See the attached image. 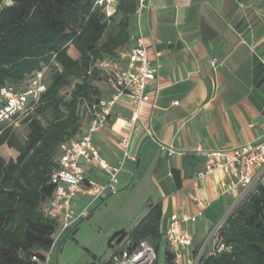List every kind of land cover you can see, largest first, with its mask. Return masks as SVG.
Instances as JSON below:
<instances>
[{"label":"crops","instance_id":"crops-1","mask_svg":"<svg viewBox=\"0 0 264 264\" xmlns=\"http://www.w3.org/2000/svg\"><path fill=\"white\" fill-rule=\"evenodd\" d=\"M144 1L140 17L135 15V30L136 36L141 30L148 56L157 67L150 100L135 107L127 95L118 97L93 142L100 155L115 165L123 153L120 140L129 138L134 160L128 159L118 175L117 192L131 188L134 197L144 199V209L133 216L127 232L151 205L160 203V248L167 247L173 255L165 236L170 216L202 213L195 221L180 222V230L191 233L193 240L182 250L181 258L176 260L173 255V261L187 264L194 248L211 233L209 253L216 242V228L248 190L238 187L224 193L220 171L198 178L204 170L199 149L231 153L246 142H264V0ZM204 24L214 32L208 44ZM119 65L133 68L127 59H120ZM97 85L103 91L102 99L111 101L114 90L109 82ZM83 122L85 132L88 123ZM160 144L173 147L176 154L166 155ZM85 177L98 183L108 179L96 167L86 170ZM94 201L79 194L73 210L75 205L78 212L89 208Z\"/></svg>","mask_w":264,"mask_h":264},{"label":"trees","instance_id":"trees-1","mask_svg":"<svg viewBox=\"0 0 264 264\" xmlns=\"http://www.w3.org/2000/svg\"><path fill=\"white\" fill-rule=\"evenodd\" d=\"M95 0H0V89H26L44 71L45 90L32 113L21 120L27 128L21 139L14 125L0 127V264H38L45 260L53 241L56 222L42 212L55 185L60 144L79 139L85 124L76 114L80 99L102 100L98 82L107 79L99 67L131 47L136 39L135 10L138 0H118L117 11L106 17ZM206 44L214 32L202 27ZM72 47L76 53H68ZM14 151V152H13ZM160 203L151 205L130 231L108 240L128 236L130 247L147 240L158 252L162 232ZM78 224L68 231L70 235ZM226 249L201 254L197 264H264V175L249 188L238 205L216 230ZM166 247L164 263L176 264ZM101 264H112L110 258Z\"/></svg>","mask_w":264,"mask_h":264},{"label":"built area","instance_id":"built-area-1","mask_svg":"<svg viewBox=\"0 0 264 264\" xmlns=\"http://www.w3.org/2000/svg\"><path fill=\"white\" fill-rule=\"evenodd\" d=\"M117 3L118 0H95L94 5L99 7L106 17H111L117 11ZM145 7V1L138 0L135 10L137 18L140 17ZM120 59H127L133 68L126 70L120 67ZM215 63L214 58L212 64ZM98 65L106 71V80L114 90V94L111 101L102 99L92 104L85 99H80L76 106V114L82 121L88 123L87 130L79 139L64 142L59 146L58 167L51 176V182L55 187L49 200L41 206L43 214L54 220L57 228L48 255L63 233L73 229L89 215L88 207L78 213L73 210L74 199L77 195H87L96 200L117 193L118 175L124 169L128 159L134 160L129 152V138L124 137L120 140L119 145L123 150L122 157L117 164L111 165L100 155L94 145L93 136L98 129L104 126L110 106L118 97L127 95L135 107L148 102L151 97L150 84L157 72V67L152 64L148 56L141 30L138 31L132 47L120 51L114 59L102 60ZM44 74V71L38 72L24 90H15L11 86L1 87L0 127L3 125L16 126L32 113L41 93L46 88ZM134 118H137L136 112ZM160 150L168 156L177 152L173 147L163 144H160ZM199 151L204 157V170L199 172L197 177L203 178L214 171H220L224 176L220 182L224 193L238 187L249 189L264 175V142L249 141L236 146L231 153L221 149L204 151L199 149ZM91 167L103 171L108 179L102 183L88 181L85 172ZM201 214L198 212L195 216L177 214L170 216L165 236L176 260L181 258L182 250L191 246L193 240L191 233L180 230V222L195 221ZM130 243L129 237L126 236L112 245L109 257L112 264H154L156 251L147 240L139 241L132 248ZM226 248V245L216 238L209 254L220 253ZM32 260L38 264H47L48 256L45 260H39L33 256ZM187 264H192L191 259Z\"/></svg>","mask_w":264,"mask_h":264},{"label":"rangeland","instance_id":"rangeland-1","mask_svg":"<svg viewBox=\"0 0 264 264\" xmlns=\"http://www.w3.org/2000/svg\"><path fill=\"white\" fill-rule=\"evenodd\" d=\"M6 3H9V0H1V5ZM68 53L73 57L76 56L72 47L69 48ZM15 131L21 139H24L27 128L24 124L18 123L15 126ZM0 154L5 158H9L12 152L5 147H1ZM246 192L234 203L228 215L238 205ZM80 200L83 201L84 199L80 198ZM87 200L90 202L91 198H87ZM100 201L101 199H97L94 203H91L88 208L90 216L79 223L78 229L72 235L66 233L59 240L48 255L47 264H101L105 262L111 254V250L107 245L108 240L120 231L127 232L133 216L144 209V199L134 197L131 188H123L116 194L104 196L101 203ZM75 206L74 211L78 213L79 207ZM135 211L136 214L133 213ZM210 236L211 233L201 245L194 248L195 253L193 259H191L192 264L198 263L201 254L208 253L207 243ZM116 241L117 239L114 240V243ZM197 256H199L198 259ZM158 259L162 264L164 259L163 248L159 249ZM176 264L178 263L176 262Z\"/></svg>","mask_w":264,"mask_h":264}]
</instances>
